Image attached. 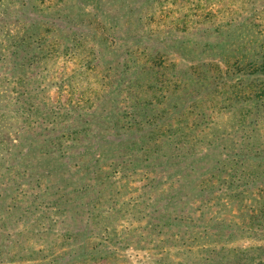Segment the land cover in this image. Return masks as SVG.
I'll return each instance as SVG.
<instances>
[{
  "label": "trees",
  "instance_id": "trees-1",
  "mask_svg": "<svg viewBox=\"0 0 264 264\" xmlns=\"http://www.w3.org/2000/svg\"><path fill=\"white\" fill-rule=\"evenodd\" d=\"M19 1L0 0V62L18 86L0 264H264V2L112 0L116 16L98 18ZM90 28L137 45L94 90ZM234 28L252 41H211Z\"/></svg>",
  "mask_w": 264,
  "mask_h": 264
},
{
  "label": "rangeland",
  "instance_id": "rangeland-1",
  "mask_svg": "<svg viewBox=\"0 0 264 264\" xmlns=\"http://www.w3.org/2000/svg\"><path fill=\"white\" fill-rule=\"evenodd\" d=\"M45 1H47V0H20L19 1L20 4L18 7H20V6L22 7V5L25 3H30V4L32 3V6L40 8V7H42V5L44 4ZM58 1L59 0H51V2H48L47 4L53 5V4L57 3ZM139 1L140 0H126V2L128 4L138 3ZM181 1L184 2L186 0H181ZM196 1L197 0H195V2ZM229 1L230 0H225L223 2V6L226 5L227 2H229ZM65 2H68V3H67V6H64V10H66L67 12L75 11L76 16L79 15V14H77V12L80 13L82 11V7H85L89 11L93 10V9L101 10L100 14H98V18L104 17L103 13H107L109 17H115L116 14L115 13L113 14V11H114L113 8H111L109 6L112 5V3H114V5H116V6L119 5L118 1H112V0H65ZM262 2H264V0H258L257 5L259 3L261 4ZM251 6H253V4H251ZM96 17H97V15H92V16L86 17V19H87L86 22L87 23H92V22L94 23ZM90 31H88V37L87 38H89V41L91 42L89 44L90 47H93L95 49V52H96L95 58L97 61L94 62L95 63L94 65L97 66V70L90 71L88 79L87 80L84 79V83L86 86H88L94 90L96 87L100 88L104 84H106V87H107L108 84L110 83V81H114V77L118 74L117 71H119V68L117 67V65H119V64L122 65L123 60L125 58V56L122 54V51L126 47H128L129 45H131L133 48H136L137 45H136L135 37L132 36V37H129V43H131V44H127L125 46H122L123 48L118 45L115 48L112 47L113 49H111L110 46H108V44H106V43L103 44L102 42H100L101 37H100L99 33H95V34L92 33L93 31H95V28H90ZM123 33H124L123 36H121V33H120V39H117V40L120 42L123 41L124 44H126V43H128V37L127 38H125V37L128 35V32L124 31ZM78 35L81 37L84 34L78 33ZM224 37H226L227 39L215 36L214 38L211 39V41L214 43V45L218 44L222 41H224V42L229 41L230 43H232V42L236 43V42L243 41L244 39H246L245 43H247V44H249V41H252V35H250L248 33V31H246L245 29H241V30H239L238 28L229 29L228 33L224 34ZM196 43H197V41H194V43H190V47H189L188 51L186 52L188 55H190L191 51H194L196 49ZM217 47L214 49V51L215 50L218 51ZM197 53L199 54L200 52L197 51ZM214 53H216V52H214ZM217 53H219V51ZM215 55H217V54H215ZM204 56H206V55H202V57H204ZM80 58L81 59L76 64L78 66H80L82 58H84V57H80ZM111 68H112V71H108ZM72 69H73V67L70 66L68 68V71H70ZM1 77L8 79V81H7L8 83L5 84L3 90H0V97H3V98L5 97L4 99L3 98L0 99V112H2L1 115H3V116H0V140L6 141L7 142L6 145H9L10 147H12L13 140L16 137V135H15L16 124L13 123V121H12L13 118L10 117V114H11V110L16 107L15 106L16 87H18V86H16V84L14 83V81H16V79H14L12 67H7V64L4 62H0V79H1ZM10 77H12V79ZM102 77L106 79L103 82H101ZM3 92H5L4 96H3ZM80 95L81 94L79 92H76L75 100H77L80 97ZM54 96L58 100L62 101L63 103L67 102L69 99V95L67 93H64L62 98H60L58 96V92L56 89L54 90ZM93 96H95V95L93 94ZM8 106L10 107L9 109H8ZM13 173L14 172H12V175H13ZM5 175H7V174H5ZM141 184L142 183L137 184V185L141 186ZM127 187H128V185H127ZM126 243L130 244V241H127ZM96 263L99 264L98 262H93L91 264H96ZM111 264H113V263H111Z\"/></svg>",
  "mask_w": 264,
  "mask_h": 264
}]
</instances>
